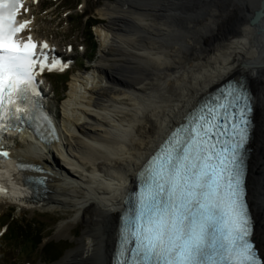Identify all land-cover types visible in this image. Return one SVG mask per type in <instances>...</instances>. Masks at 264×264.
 Returning <instances> with one entry per match:
<instances>
[{
    "label": "bare ground",
    "instance_id": "bare-ground-1",
    "mask_svg": "<svg viewBox=\"0 0 264 264\" xmlns=\"http://www.w3.org/2000/svg\"><path fill=\"white\" fill-rule=\"evenodd\" d=\"M98 9L108 18L96 29L106 44L94 74L71 82L60 139L32 143L23 132L24 147H12L47 170L45 197L21 208L73 214L59 236L84 224L57 264H111L139 170L205 95L232 79L255 98L247 197L264 257V0H112ZM7 208L0 202V213Z\"/></svg>",
    "mask_w": 264,
    "mask_h": 264
},
{
    "label": "snow or ice",
    "instance_id": "snow-or-ice-1",
    "mask_svg": "<svg viewBox=\"0 0 264 264\" xmlns=\"http://www.w3.org/2000/svg\"><path fill=\"white\" fill-rule=\"evenodd\" d=\"M22 6L0 0V131L36 110L37 65L61 67L49 63L47 43L37 53L31 35L15 38L31 23L17 22ZM249 113L246 94L230 85L170 134L146 165L148 189L121 227L117 264H261L244 187Z\"/></svg>",
    "mask_w": 264,
    "mask_h": 264
},
{
    "label": "rangeland",
    "instance_id": "rangeland-1",
    "mask_svg": "<svg viewBox=\"0 0 264 264\" xmlns=\"http://www.w3.org/2000/svg\"><path fill=\"white\" fill-rule=\"evenodd\" d=\"M79 1V2H77ZM43 3L47 5L49 3L48 0H40L39 3L35 6L36 9H34V15L36 16V30L42 34V35H48L49 37H52L55 39V41H59L60 45L66 44V43H71L74 47V53L76 62L74 64V71L71 75L68 74L67 78L69 79L68 82L66 83V86H68V89L66 92H64V96H66L63 100L59 101L54 98L52 99V103H54L57 106V110L59 115L62 116L63 113V107L66 105V102L68 99H70V95L74 94L69 92L71 88V82L73 81L74 76L82 74L83 72H89L90 76L94 74L92 72L93 66L96 65L99 60L100 56L102 53V47L106 44V38L104 37V34L106 33L104 30L100 33L96 31L101 27V24L103 22H107L108 18L105 16L100 15L99 13V7L100 6H105L106 4H110L112 0H69L67 3L69 5L75 6L76 3H79L77 8L70 10V12H78L82 13L83 11L85 13L90 14L93 16L94 19H96L98 22H96L95 26L92 28V32L94 35V39L92 42L89 40H86L85 42L82 40L83 36L85 35V32L83 33L82 31V23L79 20L78 16H72L69 18H66L67 21H70V23L63 22L62 26L60 27L61 29H58V32L55 34L54 30L52 27H50V22L47 16H44V13H52L55 8L52 7L42 13H38V10L40 9V3ZM34 8V6L31 8V10ZM86 17L83 18V20ZM64 34V36H63ZM88 45V47H91V50L85 51L84 54H82L81 47L79 44L83 45V42ZM88 43V44H87ZM77 60H82L84 63L79 64ZM73 61L71 60L70 63ZM108 67V66H107ZM110 67V66H109ZM91 72V73H90ZM54 74H51L49 76V81L54 82L53 80ZM60 79V76H58V80ZM55 84V83H54ZM55 87L58 88V85L55 84ZM59 89V88H58ZM78 95L79 93H82L85 91L83 88H78ZM77 94V93H76ZM85 101V99H82ZM68 103V102H67ZM100 112V111H98ZM115 119L118 118V116H114ZM108 121V120H107ZM112 124V123H110ZM101 128V129H99ZM96 129V127H95ZM97 132H103L104 128L102 126H98L96 129ZM19 139V138H18ZM18 139H15V142H18ZM21 139H19L20 141ZM69 141V140H68ZM70 142V141H69ZM64 146V145H63ZM67 150V149H66ZM56 157H58V153L56 152ZM57 159L63 160L61 156H59ZM63 162V161H62ZM87 172V171H85ZM84 172V173H85ZM83 172L79 169L77 172H75V175L82 177L79 174H82ZM250 188V187H249ZM10 209L12 208H7L5 213H0L2 214H7L9 213ZM4 215V216H5ZM73 215V214H72ZM71 214H68L65 210L63 209H30V208H14V217L16 220H14L13 225H17L20 220L23 221H36L40 227L43 230L41 232L42 236V242L40 243V249L42 246L48 241V240H54V241H60V246H65L67 247L66 249H62V254L60 257L56 260L51 262L50 261V256L48 253H42L41 250H39L38 254L36 253H31L26 247H22L20 250L19 246L17 245V250L15 249V245L12 246H7L4 243L3 238L0 236V264H27L30 262V264H57V262L61 259V257L71 248L75 247L77 239L79 237V234L81 233V230L84 227V224L79 222L76 227L74 228V232L70 236H59L57 235L58 232V224L61 222H64L66 220H69L72 216ZM9 245V244H8ZM24 245V242L23 244ZM22 251V252H21ZM41 254V255H40ZM41 256V259L39 258Z\"/></svg>",
    "mask_w": 264,
    "mask_h": 264
},
{
    "label": "trees",
    "instance_id": "trees-1",
    "mask_svg": "<svg viewBox=\"0 0 264 264\" xmlns=\"http://www.w3.org/2000/svg\"><path fill=\"white\" fill-rule=\"evenodd\" d=\"M91 21V20H90ZM87 22L84 23L83 28L87 32V35L89 37V40L94 39V35L92 33V28L91 25L97 20L93 19L92 22ZM14 222V217L12 212L8 213L7 217L5 218V221L1 225L8 224V228L5 234L4 239L7 242H13V246L16 245L17 243H22L25 242L26 246L29 247L31 252H34L35 254L41 250L42 253H48L50 256V261H56L60 255L62 254V249H66L67 247L65 246H60V241H54V240H48L40 249V243L42 242V236L41 230L42 228L36 221H23L20 220L17 225L14 227L10 228L11 223ZM9 233V236L7 234ZM9 244V243H8ZM17 246L15 249L17 250Z\"/></svg>",
    "mask_w": 264,
    "mask_h": 264
},
{
    "label": "water",
    "instance_id": "water-1",
    "mask_svg": "<svg viewBox=\"0 0 264 264\" xmlns=\"http://www.w3.org/2000/svg\"><path fill=\"white\" fill-rule=\"evenodd\" d=\"M242 82H244V81L242 80ZM251 215H252V220H253V223H254V229H255V228H256V224H255V219H254V216H253L252 210H251ZM252 240H253V242L255 243V247H256V249H257V251H258V254H259L260 258H261L262 264H264V257L260 254L259 249H258V247L256 246L257 241H256V239H255L254 230H253V234H252Z\"/></svg>",
    "mask_w": 264,
    "mask_h": 264
},
{
    "label": "flooded vegetation",
    "instance_id": "flooded-vegetation-1",
    "mask_svg": "<svg viewBox=\"0 0 264 264\" xmlns=\"http://www.w3.org/2000/svg\"><path fill=\"white\" fill-rule=\"evenodd\" d=\"M249 84H253L250 79H248Z\"/></svg>",
    "mask_w": 264,
    "mask_h": 264
}]
</instances>
